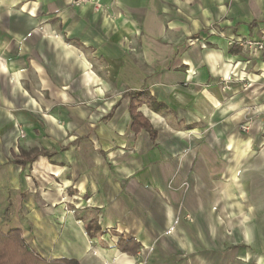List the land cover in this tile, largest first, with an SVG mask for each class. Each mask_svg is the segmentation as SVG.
I'll list each match as a JSON object with an SVG mask.
<instances>
[{"label":"crops","instance_id":"0c3cea01","mask_svg":"<svg viewBox=\"0 0 264 264\" xmlns=\"http://www.w3.org/2000/svg\"><path fill=\"white\" fill-rule=\"evenodd\" d=\"M262 35L264 0H0V231L45 260L264 264V51L231 43Z\"/></svg>","mask_w":264,"mask_h":264},{"label":"trees","instance_id":"16d2710c","mask_svg":"<svg viewBox=\"0 0 264 264\" xmlns=\"http://www.w3.org/2000/svg\"><path fill=\"white\" fill-rule=\"evenodd\" d=\"M129 98V113L132 118V129L138 131L147 129L151 137H155L152 126L137 110V107L144 102H150L151 97L147 91L130 90L125 94ZM118 247L129 254H136L139 244L134 240L118 239ZM131 247V248H129ZM0 264H80L73 258H56L45 260L40 255L32 252L26 246L19 229L10 230L7 233L0 232Z\"/></svg>","mask_w":264,"mask_h":264},{"label":"built area","instance_id":"2783aa9c","mask_svg":"<svg viewBox=\"0 0 264 264\" xmlns=\"http://www.w3.org/2000/svg\"><path fill=\"white\" fill-rule=\"evenodd\" d=\"M87 1H94L97 5L98 0H73V3L75 5H79L81 3H85ZM236 40V41H235ZM238 43L242 48L246 49L249 53H257L264 51V35L258 37V38H252V37H245L241 39H231V43ZM249 122L245 121L240 125V130L246 132L249 130ZM23 133L21 132V135Z\"/></svg>","mask_w":264,"mask_h":264},{"label":"rangeland","instance_id":"374dc122","mask_svg":"<svg viewBox=\"0 0 264 264\" xmlns=\"http://www.w3.org/2000/svg\"><path fill=\"white\" fill-rule=\"evenodd\" d=\"M248 122L250 121V120H247ZM250 123H249V127H250ZM0 232H2V231H0ZM2 233H7V232H2ZM26 246L28 247V249L29 250H31L32 252H34V253H36V254H38L37 252H35V251H33L27 244H26ZM39 255V254H38Z\"/></svg>","mask_w":264,"mask_h":264}]
</instances>
